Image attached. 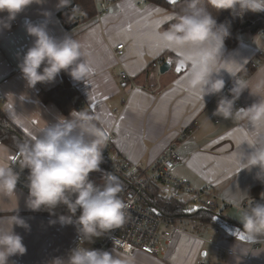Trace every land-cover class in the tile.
I'll return each instance as SVG.
<instances>
[{"label":"crops","instance_id":"0c3cea01","mask_svg":"<svg viewBox=\"0 0 264 264\" xmlns=\"http://www.w3.org/2000/svg\"><path fill=\"white\" fill-rule=\"evenodd\" d=\"M72 3L73 0H69L64 7H57L58 0L32 4L11 21L10 29L0 30V106L3 114L30 139L34 129L28 122L36 123L37 111L49 123H54L57 116L69 115L62 114L52 103H43L37 95L38 91L49 90L65 80L81 96L80 107L75 110L99 115L107 122L106 135L112 137L106 152L110 161L137 165L141 174L147 175L162 154L174 147L181 162L175 164L171 175L192 188L211 186L227 219L205 224L198 235L179 229L171 244L161 247L159 255H136L131 257L133 264H264V242L247 239L240 229L243 226L234 207L239 189L253 202L264 203L260 197L264 184L254 178L256 170L241 169L236 163L239 153L251 151L246 143L238 147L237 142L255 129L243 122L215 116L218 96L204 97L202 110L203 101L185 89L182 78L186 66L180 65L178 52L163 49L158 39V33L171 22L166 14L172 9L148 0L141 5L138 0H119L107 14L97 16L94 6L93 16L81 20L79 10L72 9ZM45 11L49 16L42 15ZM157 21L160 22L158 27ZM29 22L43 23L49 35L56 39L71 35L81 43L89 53L87 59L91 60L92 69L84 81H74L62 71L52 83H38L28 88L18 64L33 41L25 31ZM260 33L240 34L232 48L223 43L219 75L225 85L232 86L228 72L253 64L264 65V59L258 55L264 48V35ZM118 44L124 45V54L119 58L115 54ZM158 62H168L169 70L160 74ZM178 66H181L179 72L176 71ZM252 68L255 71V67ZM121 71L127 73L130 83L120 78ZM253 99L245 91L235 107H246ZM186 128H194V133L184 140L181 133ZM259 134L264 135V131ZM17 193L19 215L30 225V230L14 227L27 251L22 256L10 257L9 264H51L55 257H66L74 248L76 229L73 225L49 222L68 213L62 207H56L52 213L47 210L33 212L24 207L27 194L18 188ZM177 222L189 224V229L196 221L181 219ZM229 223L238 224L239 228L230 227ZM221 226L226 232L217 237L221 234ZM239 236L248 242L236 241ZM211 248L218 251L211 253ZM105 251L121 256L113 249Z\"/></svg>","mask_w":264,"mask_h":264},{"label":"clouds","instance_id":"9594fccd","mask_svg":"<svg viewBox=\"0 0 264 264\" xmlns=\"http://www.w3.org/2000/svg\"><path fill=\"white\" fill-rule=\"evenodd\" d=\"M44 0H0V30L10 29L11 21L32 4ZM69 0H58L57 7L68 5ZM227 10L231 14L264 12V0H181V7L166 14L170 22L158 33L163 49L179 52V63L187 71L182 78L186 90L195 93L198 100L218 96L214 115L252 125L255 129L238 143H246L251 151L239 153L236 163L241 169H255L254 178L264 184V65L255 71L237 68L228 72L232 86L222 94L225 80L220 76V52L230 25L218 23L213 12ZM49 16L47 11L43 12ZM27 35L33 37L31 46L23 54L18 67L28 88L38 83H52L63 71L74 81H84L92 71L81 43L71 35L56 39L46 26L26 23ZM247 91L253 102L236 108V101ZM204 101L201 105L204 109ZM36 123L30 139L17 140L12 145L0 142V264H9L10 257L22 256L27 249L14 227L30 230V225L19 215L17 183L19 172L27 169V196L24 207L33 212L47 210L52 213L65 206L67 215L55 221L62 226L73 225L78 241L66 257H55L51 264H133L130 256L114 255L102 249L83 246L126 222L129 205L121 198L124 185L117 177L101 168L103 151L107 143V122L99 115L84 111H70L67 117L57 116L49 123L35 113ZM241 158L243 163H241ZM91 173H102L103 183L96 184ZM264 200V192L260 194ZM238 220L247 239L264 238V203L253 202L239 189L234 200ZM79 212V215H77ZM115 247V239L113 241Z\"/></svg>","mask_w":264,"mask_h":264},{"label":"built area","instance_id":"2783aa9c","mask_svg":"<svg viewBox=\"0 0 264 264\" xmlns=\"http://www.w3.org/2000/svg\"><path fill=\"white\" fill-rule=\"evenodd\" d=\"M119 0H93L97 16L107 14L111 6ZM138 3L145 4L146 0H138ZM83 14L82 10L78 11ZM264 35L263 32L260 36ZM115 54L119 58L124 54V45L118 44L115 47ZM260 58L264 59V48L258 51ZM1 56V52H0ZM163 63L158 62L160 67ZM257 66L253 64L252 67ZM120 78L124 82L130 83L129 76L125 71L120 72ZM230 85H225L222 94L227 95ZM2 98L0 97V101ZM79 105L76 109H79ZM194 133V128H186L182 131V139L189 138ZM111 136H108L106 147L103 151L102 166L106 167L111 172L115 173L122 179L126 180L131 190L122 192L121 198L129 205L127 210L126 222L119 229H114L109 233L99 237L93 238L90 246L86 248L108 250L113 249L125 256L134 257L139 254L149 256H157L161 253V245L169 246L177 230L181 229L176 225L177 222L163 218L154 209L147 206H142L138 203V196L140 192L147 189L150 183L163 184L171 188L172 193L170 196L176 200L185 199L197 207H205L210 209H220V200L216 193L212 190L211 186L206 185L202 188H192L189 184L182 180L176 179L171 175V171L175 164L181 162L180 156L177 154L174 147L162 154L157 162L151 167L147 175L141 174L137 165L129 162L115 163L107 158V147L109 146ZM14 170L19 172V180L17 188L27 194L26 175L25 169L20 170L18 166ZM64 208L65 206H59ZM79 213V212H77ZM205 227V223L198 221L189 226V233L195 235L201 234L200 231ZM183 230V229H182ZM185 231V230H184ZM218 233V230H214ZM115 239V247L114 241ZM79 243L77 234L74 239V247ZM87 243L84 242L83 245Z\"/></svg>","mask_w":264,"mask_h":264},{"label":"trees","instance_id":"16d2710c","mask_svg":"<svg viewBox=\"0 0 264 264\" xmlns=\"http://www.w3.org/2000/svg\"><path fill=\"white\" fill-rule=\"evenodd\" d=\"M148 1L157 5H164L171 8L172 10L177 11L181 7V0H177L175 4L169 3L170 0ZM72 5L75 7V11H83V14H81L80 17L81 20L88 19L94 14V5L92 0H73ZM211 11L213 12V15L215 16L218 23H227L230 25V34L224 40V43L228 48L234 47L240 34L256 35L258 32H264V12L253 13L246 11L242 14H231L227 10H221L218 13L215 12V10ZM244 69H247L249 72H252L253 70L250 65L246 66ZM37 95L43 103L54 104L62 114H68L70 111L75 110L81 100V96L76 88L65 80H62L60 84L49 90L38 91ZM24 139L28 138H26L23 133L10 120H8V118L3 114L0 106V142H3L7 145H12L15 141ZM101 168L104 169L106 173H110L117 177L119 181L123 183L124 191L131 190L129 183L126 180L122 179L102 165ZM25 170L27 171V169ZM93 176H96V174L91 173L90 177ZM102 183L103 179L101 182L96 184ZM138 203L142 206H147L150 209H154V211L163 218L175 222L181 219H187L197 220L205 224H215L227 219L226 216L223 215V208L210 209L198 207L197 209L188 210L185 201L176 200L171 196L164 195L159 190L156 183H150L147 189H144L140 192L138 196ZM228 225L230 227H236L237 229L239 228L238 224L229 223ZM240 229L243 231V227ZM256 241L264 242V238L257 239ZM87 244L89 245L90 242H87L84 246Z\"/></svg>","mask_w":264,"mask_h":264},{"label":"rangeland","instance_id":"374dc122","mask_svg":"<svg viewBox=\"0 0 264 264\" xmlns=\"http://www.w3.org/2000/svg\"><path fill=\"white\" fill-rule=\"evenodd\" d=\"M104 170V169H103ZM104 172H106L105 170H104ZM96 174V176H93V177H90L95 183H99V182H101L102 181V179H103V175H102V173H95ZM158 187H159V189H160V191H162L163 193H164V195H168L169 196V194L170 193H172V190L170 189V188H168V187H166L165 185L163 186V184H158ZM183 201H185L186 202V206H187V209L188 210H192V209H197L198 207L197 206H195V205H193V204H191V203H188L185 199H183ZM59 207V206H58ZM196 221V223L198 222L197 220H195ZM176 225L177 226H179L181 229H184V230H188V225H182V224H180L179 222H177L176 223ZM220 230H221V234L219 235V236H217V237H220L222 234H223V231L224 232H226V230H225V228H224V226H221L220 227ZM242 237V236H241ZM240 236L239 237H237V240L236 241H238V242H241V243H247L248 242V240H246V239H244V238H241ZM234 241V240H233ZM84 246V245H83ZM87 247H89L90 245H86ZM85 247V246H84ZM160 247H163V245H161ZM214 249V250H213ZM217 249L216 248H211L210 249V252L211 253H215V252H217L216 251Z\"/></svg>","mask_w":264,"mask_h":264},{"label":"water","instance_id":"95a60500","mask_svg":"<svg viewBox=\"0 0 264 264\" xmlns=\"http://www.w3.org/2000/svg\"><path fill=\"white\" fill-rule=\"evenodd\" d=\"M169 3H171V0L169 1ZM72 9H74V6L72 7ZM169 63L168 62H164L160 67H159V73L160 74H164L165 72H167L169 70Z\"/></svg>","mask_w":264,"mask_h":264},{"label":"snow or ice","instance_id":"6c2138e0","mask_svg":"<svg viewBox=\"0 0 264 264\" xmlns=\"http://www.w3.org/2000/svg\"><path fill=\"white\" fill-rule=\"evenodd\" d=\"M176 2H177V0H171V3H173V4H175ZM156 11H160V9H156ZM159 23H160L159 21L156 22V27L159 26ZM178 55H180L179 52H178ZM180 70H181V66H178L176 68V71L179 72ZM194 95H196V94L194 93ZM33 123H35V121H33ZM237 143H239V141ZM241 238H243V237H241Z\"/></svg>","mask_w":264,"mask_h":264}]
</instances>
